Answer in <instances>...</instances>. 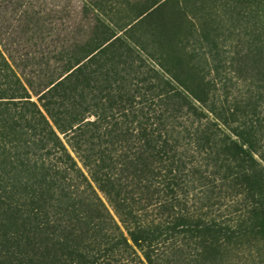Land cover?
Masks as SVG:
<instances>
[{
	"label": "trees",
	"instance_id": "1",
	"mask_svg": "<svg viewBox=\"0 0 264 264\" xmlns=\"http://www.w3.org/2000/svg\"><path fill=\"white\" fill-rule=\"evenodd\" d=\"M77 2L32 77L0 0V264H264V0Z\"/></svg>",
	"mask_w": 264,
	"mask_h": 264
},
{
	"label": "rangeland",
	"instance_id": "2",
	"mask_svg": "<svg viewBox=\"0 0 264 264\" xmlns=\"http://www.w3.org/2000/svg\"><path fill=\"white\" fill-rule=\"evenodd\" d=\"M77 1L2 0L3 25L5 29L4 42L9 47V53H12L16 58L14 67L19 73L28 76L32 75V77L37 75L43 77L56 75L60 71L59 67H61L63 62L61 59H57L58 50L66 43L70 6L76 5ZM94 1L98 3V6L105 13L110 15L111 22L118 28H121V22L118 17L132 13L131 10L122 9L117 17L112 11L108 10L106 0ZM131 1L143 2V0ZM207 1L210 2L211 11L220 10L219 7L215 6V3L222 0ZM37 11H41V19H39ZM27 15H33L34 22ZM231 23V20L227 21V25L231 30L227 31L225 50L227 55L235 56L236 49L241 48L242 51L245 47V44H243L244 40L250 37V34L243 31L245 26H242V30H240L232 26ZM246 59L252 58L248 57ZM235 75L236 73L233 71L229 72V76L233 77L232 81L236 83V86L233 87L234 92L247 90L250 82L236 78ZM99 194L105 200L103 194L101 192ZM106 204L109 206L108 202Z\"/></svg>",
	"mask_w": 264,
	"mask_h": 264
}]
</instances>
